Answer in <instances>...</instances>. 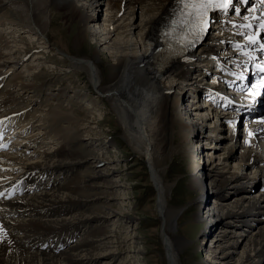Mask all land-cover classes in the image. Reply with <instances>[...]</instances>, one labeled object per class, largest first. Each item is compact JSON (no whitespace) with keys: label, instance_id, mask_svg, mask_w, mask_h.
I'll list each match as a JSON object with an SVG mask.
<instances>
[{"label":"bare ground","instance_id":"6f19581e","mask_svg":"<svg viewBox=\"0 0 264 264\" xmlns=\"http://www.w3.org/2000/svg\"><path fill=\"white\" fill-rule=\"evenodd\" d=\"M249 1L254 13L241 10L243 21L227 17L232 6L214 12L211 19L219 20L207 28L217 23L218 37L205 35L188 57L164 69L152 68L151 59L180 12L176 0H106L104 18L105 0H0V264H134L140 257L122 237L135 220L119 202L123 166L100 158L109 141L84 137L98 123L97 103L79 114L75 103L84 94L73 90L78 98L71 99L69 87L53 89V78H26L40 68L42 50L68 54L51 38L60 16L75 25L74 46L92 50L68 54L69 67L85 72L96 98L109 102L122 139L150 167L168 263L182 264L186 246L176 223L184 209L168 202L175 182L167 177L179 157L196 174L188 179L194 206L213 204L203 219L205 235L212 234L208 264H264V98L255 97L259 87L249 90L259 85L250 73L239 84L241 71H255L248 67L264 43L250 42L264 35V2ZM206 79L213 88L201 85ZM224 84L246 96L226 97ZM209 96L211 104L188 103ZM256 104L258 110L249 109ZM217 212L216 224L224 226L212 230ZM132 232L126 233L135 238Z\"/></svg>","mask_w":264,"mask_h":264},{"label":"rangeland","instance_id":"374dc122","mask_svg":"<svg viewBox=\"0 0 264 264\" xmlns=\"http://www.w3.org/2000/svg\"><path fill=\"white\" fill-rule=\"evenodd\" d=\"M106 7L107 6L105 0V5L102 6V11L100 12L102 18H104L106 14ZM58 12L60 11L54 9V14H57ZM230 17H233V15L231 14ZM74 26L75 25L72 23H65V20H63L60 16L58 21L54 25H52L51 28L52 41L56 42L58 45H61V47L64 50L68 51L67 53L72 56L86 57L91 54L92 50H90L89 46L87 45H84L82 47L79 46L80 48L74 46L72 39L73 35L71 34L75 33ZM208 35H212L211 31ZM44 50H42L43 53L41 54L42 61L38 62L41 64L40 68L37 69V71H35V69L28 72V76L26 77L27 80L30 81L31 79H34L46 82V80L53 78L55 80L53 89L58 88L61 85L63 87L67 86L70 88L68 95H71L73 93V90H77L80 92V94H84V96L80 98V100L77 99L75 103L79 108V114H84L83 109H87L88 107L90 109L93 108L91 107L92 105L90 106L87 104L94 102L97 103L98 108L95 107V111L98 113V117H96V121L98 123L92 124L93 126H96V128H88L90 132L85 133L84 137H91L96 140L95 142L98 143H104L105 140L109 141L110 146L106 144V146L99 149L101 155L100 158L103 157L105 159L106 157L108 158L107 160L114 159L116 163L120 162V165L123 166L122 170H124V175L123 178L118 179V187L121 188L124 192L123 195L118 196L120 198L119 202L123 204L122 210L126 212L129 211V213L131 212L132 217H134L135 220L132 223L128 222L126 226L122 228V231L124 232V235H122V237H126L129 240L128 244L131 243L134 247L133 249L128 248V250L132 249L131 254L134 257L136 255V252L138 250L140 251L139 260L138 257H135L134 264H169L166 258V251L161 235L162 220L159 217L157 209V193L149 173L150 167L148 166V164H146L145 158L135 153L131 149L130 145L124 139H122L123 136L121 131L119 130V123L110 109L109 102L106 99L103 100L101 98H96L98 92L89 78H87L88 76L85 74V72L69 67L70 62L68 60V54L61 53L59 55L47 49ZM33 57L34 56H32L31 59ZM36 63L37 62L35 61L34 64L36 65ZM103 70L105 74L108 72L107 67H104ZM200 82L202 83L201 85L204 86L213 84L207 79L201 80ZM73 95V97L70 96L71 99L78 98V96L74 93ZM43 97L44 95L42 94L40 96V99H42ZM198 99L199 98H196V100ZM196 100L194 102H190L188 100V103H190L191 105L193 103H195V105H202L201 101L196 102ZM210 121H212V119H210ZM210 121H208V124ZM225 128L226 130H228L229 127L225 125L224 129ZM208 143L209 145H212V143ZM209 148L210 147H208L207 149ZM82 155L84 157L87 156L86 153H82ZM187 161L188 160L182 161L179 157H177L170 165L167 180L171 183L175 182V186L173 187L174 189L172 188L173 192H170L171 195L169 194L168 202L170 205L175 206L176 208L184 209L182 210L181 216L178 218V222L176 221L178 234L180 236L182 235V237H184V240L186 241V246H184V249H182L180 252L181 263L202 264L206 261V263L208 264L210 262V258L212 257L208 251V247L212 243V234L210 232L205 235L207 227L206 222H203V219L208 216L206 215L208 214V211H211L213 209V204H211L210 202V204L208 205L201 206L200 209L194 206L197 194L190 188L188 180L190 174H194V171L190 170V168L188 167L190 164L189 161ZM260 188L261 187H259L258 185L256 191L254 192L259 191ZM227 189L231 190V188L229 187H227ZM207 191H209L210 198L214 199L215 191H213V189L211 188L207 189ZM207 191L205 188L204 192L206 194ZM233 194L239 195L240 192H234L230 195ZM213 217L214 226H212V230L222 228L224 226L223 224H216V222H218V212ZM131 230H133L132 233L133 237L135 238H132V236L129 237L127 235L126 232H129ZM119 237H121V235H119ZM201 240H203L202 244L201 246H198V242ZM206 254H208L209 256Z\"/></svg>","mask_w":264,"mask_h":264},{"label":"snow or ice","instance_id":"6c2138e0","mask_svg":"<svg viewBox=\"0 0 264 264\" xmlns=\"http://www.w3.org/2000/svg\"><path fill=\"white\" fill-rule=\"evenodd\" d=\"M176 3L180 6L179 19L185 25L187 31L194 34L198 39L207 30V25L210 23L208 13L217 8L226 10L233 5V0H176ZM259 26L264 28V23ZM250 42L252 44L257 43L256 40H251ZM259 46L264 49V43H261ZM260 72L264 73V68H260ZM257 87L261 91L256 95L264 96V76L261 77L259 85L250 84L249 90Z\"/></svg>","mask_w":264,"mask_h":264}]
</instances>
